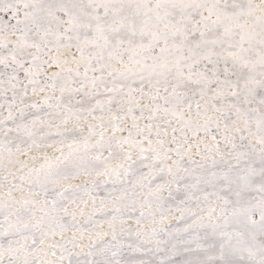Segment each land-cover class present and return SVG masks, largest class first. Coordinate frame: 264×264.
<instances>
[{
	"label": "snow or ice",
	"instance_id": "snow-or-ice-1",
	"mask_svg": "<svg viewBox=\"0 0 264 264\" xmlns=\"http://www.w3.org/2000/svg\"><path fill=\"white\" fill-rule=\"evenodd\" d=\"M0 264H264V0H0Z\"/></svg>",
	"mask_w": 264,
	"mask_h": 264
}]
</instances>
